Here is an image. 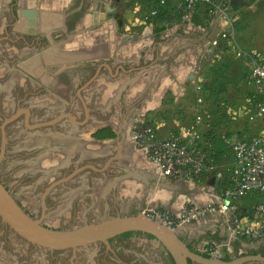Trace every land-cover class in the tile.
I'll return each mask as SVG.
<instances>
[{
	"label": "flooded vegetation",
	"instance_id": "1",
	"mask_svg": "<svg viewBox=\"0 0 264 264\" xmlns=\"http://www.w3.org/2000/svg\"><path fill=\"white\" fill-rule=\"evenodd\" d=\"M3 7L0 8V184L32 219L43 217L44 223L45 205L49 202L52 203L51 210H61L64 214L61 219L65 223L71 222L59 230L76 228L82 223H93L102 218L134 215L136 208L133 197L125 198L123 189L126 187L120 184L125 178L123 176L131 175L126 174L119 159L125 153L131 159L133 155L137 156L130 141L129 123L144 102L137 95L134 83L121 85V82L134 80L139 69L65 59L52 63L47 56L49 51L75 50L82 43H90L93 38L88 34H98L101 30H94V26L86 33L87 37H77V25L84 13L76 9L75 12L68 10L65 13L60 29L54 33L40 31L33 35L26 34L17 15V0L5 2ZM10 47L14 50H10ZM19 49L26 50L27 54L39 53L34 55L33 61L23 63L18 56ZM168 54L162 56L166 60H173V56ZM41 56L44 59L42 64L38 61ZM29 63L33 64V69L39 72L44 70L50 77L42 78L41 81L46 84L35 86L31 91L28 77H19L20 69L30 72L27 67ZM49 65L52 71L48 74L45 67ZM149 77L148 81L152 82L154 76ZM53 78L69 81L73 89V98L64 109L60 108V102L47 98L54 92H51L49 85ZM161 78L158 74L155 79ZM111 90L112 95L109 94ZM39 94L46 97L43 104L35 100ZM106 146L114 148L111 154H103ZM19 168L23 171L19 177H15L20 182L18 186L32 185L28 190L39 200L40 210L37 214L20 201V195L15 192L16 185H9L10 175ZM57 173L58 176L54 177ZM185 184L191 186L190 183ZM108 186L111 189L106 196L104 191ZM196 224L190 223L175 233L188 249L191 247V251L201 254L196 232L187 234ZM0 228L4 231L8 257L13 256L12 248L28 252L22 255L23 264H175L157 240L140 232H126L109 239L107 244H91L77 249L73 254L71 250L40 252L12 237L1 222ZM185 230V236L178 234ZM140 246L141 252L137 253ZM233 248L238 251L234 255L228 253L227 260L225 256L209 258L233 262L246 257H264L263 242L246 244L237 241ZM17 251L14 252L16 258L20 255ZM188 264L197 263L188 261ZM242 264L264 262L251 260Z\"/></svg>",
	"mask_w": 264,
	"mask_h": 264
},
{
	"label": "crops",
	"instance_id": "2",
	"mask_svg": "<svg viewBox=\"0 0 264 264\" xmlns=\"http://www.w3.org/2000/svg\"><path fill=\"white\" fill-rule=\"evenodd\" d=\"M9 2L14 0H4L3 2ZM69 2V3H68ZM79 2H82L79 1ZM105 2V1H104ZM144 4L141 0H138ZM105 3H108L107 1ZM18 9L17 15L19 16V22L21 23L23 30L26 34H36L40 31H49L54 33L60 29L59 21L62 20L67 11L63 10L66 5L73 7L76 1L72 3L70 0H17ZM79 5H83L79 3ZM93 11L88 10L84 12L83 17L79 20L77 25V37H87V32L91 31L94 25V20L103 21V12L98 15V10L101 9L102 3L96 4ZM145 5V4H144ZM92 7V4H91ZM63 10V11H62ZM61 12V13H60ZM63 12V13H62ZM71 12H74L71 11ZM96 13V15H95ZM35 15V16H34ZM107 15V14H106ZM143 17V15H142ZM142 19L137 20L139 26L142 25ZM235 43L237 48L251 53H256L260 57L264 58V0H255L249 3L246 7L241 8L238 12H235ZM89 28V29H88ZM225 28V24L218 18H215L208 28L200 29L193 24L186 26L182 24L174 23L161 33H156L154 26H150L147 30H142L138 35L126 36L130 40H124L121 43L115 42L113 36L106 30L100 29L98 34L89 35L91 39L90 43L79 45V48L70 51L73 55L69 56L67 61L85 62L91 64H110L111 67L116 65H125L129 67H137L139 70L136 72L134 80H123L121 85L134 83L137 95L140 100L144 102V105L139 109L142 113H154L159 117H164L158 124L160 132L173 130L182 125L183 123H192L195 100L197 92L196 86H201L202 95L206 98L209 94L208 90H205L207 84L212 83V79H215V75L208 74L207 79L200 80L199 75L206 69H208V63H202L199 65L197 57L194 59L188 58L189 50L194 53L206 52L208 50V56H216L217 65H211L209 69H216L218 73L219 81L223 84V93L217 95L216 98H221L226 92L227 83L238 84L248 89L258 90L259 95H250L247 99L245 97L236 101V105L240 104L242 107L229 106L225 113L219 114L218 109H212L210 106L208 114L214 113L218 116L219 121L229 117H241L246 123L244 126H231L228 127V121L225 125L220 124L218 132L228 135L229 137L237 138H251L260 136L264 138V116L250 122L248 115L253 112L256 105L263 101V95L261 90L255 86L246 84V69L244 65L234 57L233 47L223 44L221 47L213 50L209 54L210 42L213 38L219 36V34ZM106 29V28H105ZM191 32V33H190ZM85 34V35H84ZM117 37V36H116ZM133 39V40H131ZM58 49H52L48 52V58H51L50 62L58 60H64L59 53ZM74 52V53H73ZM169 52L173 56V60H166L164 58L165 53ZM181 52V53H179ZM168 54V56H169ZM179 55V56H178ZM72 58H76L73 60ZM99 60V62H98ZM167 68L169 70H167ZM161 75V79H155ZM214 74V73H213ZM154 76L152 82L148 81L147 76ZM149 77V78H150ZM230 78L228 81L226 78ZM217 80V79H215ZM119 85V86H121ZM257 92V91H256ZM113 91H109L112 95ZM167 93V97L165 94ZM212 98H210L211 100ZM206 100V99H205ZM218 100V99H217ZM254 100V101H253ZM215 104V103H214ZM206 107H208L206 105ZM228 114V115H227ZM210 115V116H211ZM206 116V120L210 118ZM213 117V116H211ZM171 119V120H166ZM212 119V118H211ZM204 122L203 132L206 133L210 130L212 122ZM221 123H225V122ZM216 122V121H215ZM229 128V129H228ZM217 130V129H216ZM217 132V133H218ZM225 156L228 158V163L224 162V157L221 159V164L229 167L231 164V156L225 149ZM226 159V158H225ZM223 162V163H222ZM162 178V177H161ZM165 179V178H162ZM166 180V179H165ZM189 183V182H187ZM191 187L200 186L198 199L202 201V197H211L209 194L210 187L217 190L216 194L213 191V200L219 201L220 186L218 183L206 182V183H190ZM196 184V185H195ZM207 188H206V187ZM196 205H203V202H195ZM257 198H245L235 204V211L244 216L251 212L252 207L255 205ZM228 216L221 214H214L208 217L202 218L196 221L195 228L192 229L194 233L204 235L207 238L206 241H212L222 246L231 245L233 248L237 241H241L239 237H235L230 233L227 223ZM239 238V239H238ZM235 242V243H234ZM263 242V241H261Z\"/></svg>",
	"mask_w": 264,
	"mask_h": 264
},
{
	"label": "built area",
	"instance_id": "3",
	"mask_svg": "<svg viewBox=\"0 0 264 264\" xmlns=\"http://www.w3.org/2000/svg\"><path fill=\"white\" fill-rule=\"evenodd\" d=\"M160 5L171 4L178 18L172 24L184 26L192 24V19L200 5L206 6L203 25L208 28L215 18L220 19L225 28L210 42L209 54L213 50L227 44L234 49V57L246 69V84L261 90L263 101L259 102L248 120L264 116V58L256 53L246 52L237 48L235 43V19L229 12L230 0H157ZM157 14L155 8L146 10L142 25L150 27L151 19ZM142 26V27H143ZM166 28V29H167ZM128 38V37H126ZM197 97L192 123H183L173 130L160 132L156 122L148 114H140L132 123L130 140L137 152L146 163L162 178L189 183L214 182L220 186L219 201L207 205L191 204L176 214L158 210H145L141 216L155 221L170 231L176 232L190 223L206 216L221 214L228 216L227 223L230 233L249 243L264 241V138L229 137L221 135L220 140L231 156V164L225 168L221 164L219 151L213 138L203 132L208 107L201 86H196ZM257 198L250 213L244 216L235 211V204L245 198ZM202 252L209 257L218 258L228 250L212 241L201 244Z\"/></svg>",
	"mask_w": 264,
	"mask_h": 264
},
{
	"label": "rangeland",
	"instance_id": "4",
	"mask_svg": "<svg viewBox=\"0 0 264 264\" xmlns=\"http://www.w3.org/2000/svg\"><path fill=\"white\" fill-rule=\"evenodd\" d=\"M3 1L4 0H0V8L1 9L4 8L3 5L6 2V1L5 2H3ZM71 1H72V3H74L76 1V4H74L72 8H71V6L66 7V5H65L63 7V10L71 9V11L74 10V12H75L76 9H78V10L81 9L80 11H82L83 13L88 11V10H91L92 12H94L93 7L96 6V9H97L98 5H96V4L100 5V3H102V7H104L105 9L113 8L114 11L111 14H108L107 11H103V17H102L103 21L99 20L97 22H94V25L96 26V28L95 29L93 28V29L96 31L100 30V29L106 30L107 34L109 33L110 35L113 36V40L115 42L121 43V41L123 42L124 40L128 41V40H130V38H126V36H130L132 38L133 35H138V33L141 32L142 30L144 31V30H147L150 28V27L144 28L143 25L139 26L140 22H137L139 17L142 18V15H144V13L146 11L144 4H142L141 2H138V0H82V2H79L81 0H71ZM104 1L105 2L107 1L108 3H105ZM77 3L78 4L82 3L83 5H77ZM91 4H92V7H91ZM97 12H98V15L101 14L100 10H98ZM95 15H96V13H95ZM61 23H62V20L60 19L59 25ZM123 38H124V40H122ZM131 40H133V39H131ZM9 49L14 50L13 47H10ZM16 52H17V50H16ZM18 52L20 53V54H18V56L20 57L21 62H23V63L33 61L32 58L34 57V55H37L39 53L38 52L35 54H32V53L27 54L26 50H24V49L23 50L19 49ZM58 53L64 59H68V57L72 55L69 51H63V50H61ZM179 53H181V52H179ZM196 57H197V61L200 62L199 65H202V63H208L209 59H210V62H209L210 64L208 63L209 67L211 65H214V66L217 65V60L215 59L216 56L215 57L212 56V58H210V56H208V50L207 49H206V52H200V54L198 52L194 53V52L189 50L188 58L194 59ZM38 61L40 62V64H42V62H44L43 57L41 56V58H38ZM98 62H99V60H98ZM74 64H76V63H73L72 65H74ZM50 66L51 65L45 67V72L47 71L48 74L50 73V71H52V68H49ZM27 67L29 68L28 70H30V72L26 73L25 71L20 69L19 70V72H20L19 77L20 78H22L23 76L28 77L29 87H30L29 91H31V89H34L33 87H35V86L40 87V85L46 84L45 81H41L42 78L45 79L46 77H49L43 72L44 70H42V72L40 70V72H39V71H37V69H33L32 63H29V65ZM209 67H208V69L204 70L199 75L198 79L204 80V79H207L208 74L216 75V72L220 73L219 71H216V69H214V70L209 69ZM31 69H33V70H31ZM229 79H230L229 77L226 78L227 81ZM49 85H50L51 92L54 91L55 93L54 92L50 93V96H48L47 98H49L51 100L55 99L56 101L60 102V104L62 105V106L60 105L61 106L60 108L64 109L65 106L69 105L68 102L71 101L73 98V89L70 85V82L69 81L67 82L65 80L57 81L56 79L53 78V80L49 83ZM225 86L227 87L226 88L227 90H226L225 94H223L221 96V98H217L218 101L215 102L216 104H213L214 98H212V97H211L212 101L208 102V105L212 109H218L220 111L219 114H223V113L227 112L228 111L227 109H229V106H231L233 104L235 105V107H237V109H238V107H240V109H241L242 106L239 105L240 102L238 105H236V101L243 98V97H245V99H247L250 95H254V96L259 95L258 90L248 89L244 86H239L238 84H234V83L232 84L231 82H230V84L227 83V85H225ZM165 96L167 97V93L165 94ZM45 99H46V97L42 94H39L35 97V100L38 104H43ZM48 105H49V103H48ZM234 105H233V107H234ZM212 109H210V110L212 111ZM139 114L140 113L136 114L134 116V118L130 120L129 126L132 125V122L139 116ZM210 115L207 113L208 117ZM211 116H213V117H211ZM211 116L206 121L210 122V121L214 120L216 122H219L218 116H216L214 113H212ZM148 117L150 119H153L156 122L157 128L159 125L158 123L161 120L165 119L164 117H159L158 114H155V112L154 113H152V112L148 113ZM32 119L35 120V118H32ZM166 120L168 121L171 119H166ZM226 120L228 121V124H229L228 127L229 128L231 126H239V125L244 126L246 123V121L241 117L238 118V117H229L228 116V118ZM214 121L212 122L213 124H215ZM223 121H224V119L221 120V122H223ZM227 121H224L225 123H221V122L220 123L225 125ZM103 149H104L103 154L108 155V154H111V150L114 148L112 146H106ZM135 151H136V149H135ZM136 153H137V156L133 155L132 159L128 157L127 153L121 154L120 159H119V162L123 165V169L126 172V174L131 175L128 177H126V175L123 176V177H125L124 180L120 181V184H123L124 188L126 187L125 189H123V196L125 198L126 197L127 198L133 197V201L135 203L134 206H135L136 210H135L134 215H132L130 213V215H128V216H130V217L136 216V215H138V213H141V211L150 210V209H154V210H158V211H162V212H167L170 214H176L180 210L188 207L189 205L195 204V203H193L194 198L197 200L195 202H203L204 203L203 205H207L210 202L215 201V200H213L214 198L212 197L217 192V190L215 188L210 187V192L208 195H210L211 197H207V198L202 197L201 198L202 201H201L197 197V196L201 195V194H199L200 190H197V189H199L202 186H200L199 188H198V186H195L192 188L191 186L185 184L186 182H184V181L162 179L160 177V175L146 163L143 156L137 151H136ZM225 154L226 153H224V156H225ZM223 160L226 164L228 163V158L226 156L224 157ZM225 168H227V166H225ZM22 171L23 170L21 168L14 169V173L10 175L11 178L8 181L9 185L11 187L16 185L15 186V189H16L15 192H17V194L20 195V197H19L20 201L23 203V205L25 207L36 212L34 214H37V212L40 210L39 200H38V198H34L35 195L31 194L28 190L32 185L19 187L18 184L20 182L15 178L16 176L19 177L20 174L22 173ZM53 176L57 177L58 173L56 175H53ZM3 180L6 181V179H3ZM110 187L111 186H108L104 191L106 196L109 194V191L111 189ZM120 188H121V186H120ZM213 191L215 194H213ZM51 205H52V203H50V202L46 203V205H45L46 219H45V222L43 224L45 226L51 228V229H54V230H59L61 228H64L65 226H67L66 224L67 223L69 224L71 221L69 220L67 223H65L66 221L61 219L62 215H64L62 213V211L61 210L57 211L54 209L51 210ZM199 206H202V205H199ZM76 214L79 215L80 213H76ZM69 215H71V214L69 213ZM206 217H208V216H206ZM184 232H179L178 234L185 236L187 231L185 230ZM3 233H4V231L0 228V253L2 254V256H0V263L1 264H23L22 260H24V259H23L22 255H25L28 252H25V251L23 252L21 250L17 251V250H14L12 248L11 253L13 254V256L8 257L9 255H8V250H7V244L5 242V238H4ZM193 233H194L193 230H191V232L190 231L187 232V234H191V235ZM195 237L198 238V242L200 244H202L203 242H205L207 240V238H205L204 235H199V233H197V235ZM239 240H241L242 243L254 244V243H249V242L245 241L244 239H239ZM14 246H15V244H13L12 247H14ZM141 249H142L141 246L138 247L137 250H139V251L137 253H140ZM228 250H230V252L232 251V253L228 252L230 255H232L234 252L236 253L238 251L237 249H234V248H233V250H231V245H229ZM15 251H17L20 254L19 257H17V258L14 257ZM158 251H159V249H158ZM200 252L202 255H204V253L202 252V247H200ZM31 253H33V252H31ZM228 253L226 251H224L220 256L221 257L226 256V255H228ZM29 254H30V252H29Z\"/></svg>",
	"mask_w": 264,
	"mask_h": 264
},
{
	"label": "water",
	"instance_id": "5",
	"mask_svg": "<svg viewBox=\"0 0 264 264\" xmlns=\"http://www.w3.org/2000/svg\"><path fill=\"white\" fill-rule=\"evenodd\" d=\"M99 10L107 11L108 14L114 11L113 8L104 7ZM0 222L9 229L12 237L24 241L27 246H32L40 252L71 250L74 254L77 249L91 244H107L109 239L126 232H140L157 240L168 251L175 264H188V261L197 264H242L251 260L264 262V257H246L233 262L206 258L188 249L174 231L141 215L102 218L93 223H82L76 228L54 230L44 226L43 217L35 220L25 214L1 184Z\"/></svg>",
	"mask_w": 264,
	"mask_h": 264
},
{
	"label": "trees",
	"instance_id": "6",
	"mask_svg": "<svg viewBox=\"0 0 264 264\" xmlns=\"http://www.w3.org/2000/svg\"><path fill=\"white\" fill-rule=\"evenodd\" d=\"M141 1L145 4L144 6H145L146 10L153 9V8H155L157 10V14L151 19V24H152V26H154V29H155L156 33H158V34L163 32L164 30H166L167 25L170 24L174 18H178L177 13H175V9L171 8L170 3H167L166 5H160L157 0H141ZM254 1L255 0H230L229 1V12H230L231 16L234 18L235 12H238L241 8L246 7L249 3L254 2ZM205 14H206V6L200 5L197 9L196 15L192 19V24L194 26L203 25V20L205 18ZM219 76L220 75L218 74V72H216V75L214 78L217 80L212 79V83L207 84L205 86V90L209 91V94L206 96V98L204 97L206 99L205 101L207 103L208 109H211V108H209V105H208V102L212 101V100H210V98L211 97L214 98V100H213V104H214L215 102L218 101L216 98L217 95L224 92L223 84H221V82L219 81ZM214 123L215 124L212 123L210 130L206 133H207V135H209L210 137L213 138V141L215 142V145L218 148L219 156L221 157L225 153V148H224V146L220 140L222 133L218 132V130L219 131L221 130V129H219L221 123H220V121L219 122L214 121ZM218 125H219V127H218ZM128 234H131V233H128ZM263 244H264V241H263ZM190 249H192V248L190 247ZM202 256L209 258V256L206 254H204ZM227 257L228 256L226 255L225 260H227Z\"/></svg>",
	"mask_w": 264,
	"mask_h": 264
},
{
	"label": "bare ground",
	"instance_id": "7",
	"mask_svg": "<svg viewBox=\"0 0 264 264\" xmlns=\"http://www.w3.org/2000/svg\"><path fill=\"white\" fill-rule=\"evenodd\" d=\"M35 16V15H34ZM76 58H73V60H75ZM77 60V59H76ZM59 62V61H58Z\"/></svg>",
	"mask_w": 264,
	"mask_h": 264
}]
</instances>
